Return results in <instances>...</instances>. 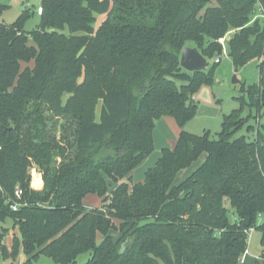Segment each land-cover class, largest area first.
Returning <instances> with one entry per match:
<instances>
[{
	"label": "trees",
	"instance_id": "obj_1",
	"mask_svg": "<svg viewBox=\"0 0 264 264\" xmlns=\"http://www.w3.org/2000/svg\"><path fill=\"white\" fill-rule=\"evenodd\" d=\"M39 6L30 32L31 10L0 20V258L14 261L22 249V264L40 256L77 264L83 254L82 264H245L252 229L264 261V0ZM6 9L0 3V16ZM227 37L235 68L258 62V83L239 99L256 111V126L239 109L224 116L216 139L181 130L133 181L154 150L155 121L169 116L182 129L194 117V93L210 83ZM185 47L218 61L208 73L186 72ZM32 167L40 190L30 186ZM88 194L99 208L83 204Z\"/></svg>",
	"mask_w": 264,
	"mask_h": 264
},
{
	"label": "rangeland",
	"instance_id": "obj_2",
	"mask_svg": "<svg viewBox=\"0 0 264 264\" xmlns=\"http://www.w3.org/2000/svg\"><path fill=\"white\" fill-rule=\"evenodd\" d=\"M40 1L41 0H0V3L7 6L5 12L0 16V20L4 21L7 24H10L15 21V19L21 12H23L24 10H31L33 13L24 25V31L30 32L35 29L39 23V16L36 14L35 9L40 5ZM257 13L261 12L258 10ZM259 18L260 20L262 19L261 14H259ZM103 19L104 16L97 17L95 26H97ZM227 39L228 37L225 38L222 42L223 51L220 57L221 60L214 66L210 83L202 84L194 93L193 102L196 105V112L194 117L189 120L182 129H180L177 126L175 120L169 116H163L159 120L155 121V127L153 130L154 150L150 155L152 158L150 157L151 160L148 163L144 162L140 167L136 169V174H134L133 179L134 181L139 180V176H143L142 172L151 166L154 159L158 160L156 158L160 157L162 149H172L174 147L176 137H178V134L181 130L195 135L209 133L210 138L216 139L217 134L221 130V124L224 116L230 114L233 110L239 109H241L242 116L244 118H247L249 115H251V117L248 118L247 125L256 126L257 121H255V119L253 118L256 111L254 109H249L247 106L241 107L239 99L241 97H244V90H246L249 86L258 83V62L252 60L239 68H235L227 54ZM216 60L217 59L207 60V65L202 72L208 73L209 70L213 67L214 63H216ZM234 76L236 77L238 83L233 82ZM98 113L99 107H97V115ZM260 121H264V117ZM62 122V120L59 121V123ZM236 135H247L245 128L239 131ZM204 156L205 155L201 156L198 161L193 163L186 170L179 172L175 178V182L178 183L189 176L190 173L201 164ZM35 170L36 169L34 167L31 168L32 178L33 174L35 175ZM39 184L40 182L38 180L37 185ZM41 185V187H43V182ZM83 204L89 209L99 208L101 205V200L95 194H88L86 198H84ZM6 226L9 228V232L4 238L3 243L10 245L14 230L11 229L10 222H7ZM110 235L113 238H117L120 234L111 232ZM259 241L260 233L253 230L250 233V238L248 239L247 243L248 254H245L242 257L243 262H245L246 259L247 263L256 264L254 256L260 253ZM88 258L89 254L80 255L77 257L76 263L82 264L86 262ZM25 260L26 257L24 256L22 249H19L17 257L14 261H4L0 258V264H22ZM34 264L56 263H54L49 258L40 256Z\"/></svg>",
	"mask_w": 264,
	"mask_h": 264
},
{
	"label": "water",
	"instance_id": "obj_3",
	"mask_svg": "<svg viewBox=\"0 0 264 264\" xmlns=\"http://www.w3.org/2000/svg\"><path fill=\"white\" fill-rule=\"evenodd\" d=\"M179 64L180 67L186 72H201L205 69L207 60L196 48L185 47L181 51ZM233 82L238 83L235 76L233 77Z\"/></svg>",
	"mask_w": 264,
	"mask_h": 264
},
{
	"label": "crops",
	"instance_id": "obj_4",
	"mask_svg": "<svg viewBox=\"0 0 264 264\" xmlns=\"http://www.w3.org/2000/svg\"><path fill=\"white\" fill-rule=\"evenodd\" d=\"M176 139H177V137H176ZM151 156H149V158L145 161V163H148L150 160H151V158H150ZM159 157V156H158ZM156 159H158V158H156ZM156 161L157 160H153V162H152V164H151V166L149 167V168H151V167H153L154 165H155V163H156ZM35 168V167H34ZM149 168H147V169H145L142 173V175L144 176V173L149 169ZM36 169V168H35ZM35 172V175L33 174V178L31 177V181H30V186H31V188L33 189V190H40L42 187V185H40V187H39V185H37L38 184V180H39V182H41V184H42V179H41V177H40V174H38V172H37V170H35L34 171ZM134 174H136V170L134 171ZM134 174H133V179H134ZM143 176H139V180H137V181H140V180H142V178H143ZM134 181V180H133ZM86 198V197H85ZM84 201V200H83ZM260 242V241H259ZM261 252H262V249H261V246H260V253L258 254V255H256V256H254V260H255V263L256 264H259V263H262V264H264V261L260 258V255H261ZM247 254H248V249H247ZM245 264H251V263H247V260L245 259V262H244Z\"/></svg>",
	"mask_w": 264,
	"mask_h": 264
},
{
	"label": "built area",
	"instance_id": "obj_5",
	"mask_svg": "<svg viewBox=\"0 0 264 264\" xmlns=\"http://www.w3.org/2000/svg\"><path fill=\"white\" fill-rule=\"evenodd\" d=\"M42 13V8L40 7V6H38L37 8H36V14L37 15H40ZM223 41L221 40V43H222ZM218 61V59L216 60V62ZM0 192H1V188H0ZM15 195H16V197L17 198H20V195H21V191H19V190H17L16 192H15ZM17 204L15 203V204H13V205H11V210H13V211H15L16 210V208H17ZM253 230L252 229H250L248 232H247V243H248V239L250 238V233L252 232ZM245 254H247V250L245 251ZM244 254V255H245Z\"/></svg>",
	"mask_w": 264,
	"mask_h": 264
}]
</instances>
